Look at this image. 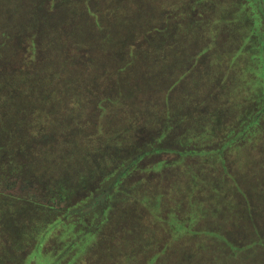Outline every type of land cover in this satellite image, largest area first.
Instances as JSON below:
<instances>
[{
  "label": "trees",
  "instance_id": "16d2710c",
  "mask_svg": "<svg viewBox=\"0 0 264 264\" xmlns=\"http://www.w3.org/2000/svg\"><path fill=\"white\" fill-rule=\"evenodd\" d=\"M87 1L74 0L72 6L68 5V9H81L91 27L103 33L105 45H109L106 41V36H109L108 26H116L124 31L120 42L125 38L129 40L135 37L134 45L128 47L126 44L121 48L116 45L119 52L114 55L116 59L112 63H105L108 67L92 83L95 89L109 92V103L121 111L123 118L120 115H109L106 126L109 135L101 143L98 141L81 146L75 142L77 147L68 152L69 156L71 153L75 155V161L67 158L68 161L52 168L47 165L45 157L36 159L43 147L33 139L31 133H26L24 127L22 132L29 152L21 150L18 143L8 146L5 134L1 135L0 264H32L34 250L42 241L54 244L55 238L64 234L73 237L67 246H78V242L84 246L83 241L87 244L88 239L96 238L94 236L104 224H119L120 220L133 225L132 229H135L132 244L123 243L124 247L135 249L141 246V242L146 244L152 240V237L145 240L139 235H147L139 231L140 224L145 225L143 221L146 220L140 217V213L148 215L149 219L156 218L154 211L163 206L165 196L157 194L155 198L149 197L147 200L146 196L143 198L135 193L136 184L128 185L135 175L163 170L164 162L146 165L149 158L162 154L176 156V161L183 154L184 162L202 160L196 163L198 166L184 163V177L190 178L187 179L189 187L184 188L182 194H187L190 196L188 199L194 200L190 208L198 203V198L194 199L196 192L193 190L198 191L201 184H212L207 182L206 177L209 176L203 172L204 161L210 163H207L209 167H215V177L220 179V183L228 178L231 183V188L228 187L230 191L236 198L243 199V204L235 206L239 212L232 214L236 218L232 224L249 235L246 241L228 237L221 229L196 232L185 227L184 235L189 239L200 235L217 239L218 247L230 254L232 264L234 261L235 264H263L264 219L261 220V217H264V172H258L255 179L249 180V171H264V0H179L175 11L172 7L175 8L176 5L169 6V0H159L165 5L160 17L149 14L140 21L135 18L133 20L130 13H126L119 17L113 16L106 23L101 14H96L97 9L94 7L100 0H91L92 4ZM154 1L108 0L113 10L132 7L135 12H138L140 3L153 6ZM171 3L175 4L176 0ZM56 4L59 5L58 1ZM60 5L63 6L64 3ZM60 8L64 9L66 6ZM25 43L33 45L30 40ZM96 43L100 44V41ZM132 55L134 62L145 61L134 65V73L131 72L130 58L126 59V56ZM114 62L115 71L108 72L107 69ZM86 72L87 69H83L81 73ZM72 83L75 84V81ZM115 94L120 100L117 97L110 99ZM1 100L0 98V102ZM0 108L1 126L10 121L18 122L22 117L18 118L16 114L26 111L23 106L21 109L20 106L16 107L9 121L8 116L5 118L3 113L7 111L6 105L3 104ZM44 135L41 134L40 137ZM47 151L46 154L51 156L49 161H55L56 158L50 153L51 149L48 148ZM45 152L41 151L43 154ZM232 155L239 156L243 162L242 168L246 174L244 183L253 194V206L250 205L251 199L247 198L249 192L237 181H233L228 173L229 157ZM260 155H263V160L259 159ZM59 156L63 159L65 155ZM249 156H253L252 162L246 161V158L250 159ZM122 160L126 161V165L119 168L118 161ZM114 164L117 169H113ZM53 169H57L58 173L53 172ZM104 174H108L107 180L99 183L101 187L115 175L108 181L107 187L99 191L98 179ZM45 178L48 188L47 193L42 194L38 189ZM23 181L28 187L24 193V190L18 189ZM177 184L181 182H176L172 192ZM55 186L60 189L57 194ZM82 186L93 190L89 194H98L96 198L100 202L93 204L95 198L88 205L84 202L77 204L74 207L79 209L70 214L71 207L68 204L72 200L71 196ZM211 192L217 193L216 190ZM150 194L152 196V191ZM39 195L44 202H39ZM57 197L62 205L67 201L68 206L64 210L66 214L58 221H44L45 217L57 215L64 209L58 207ZM216 200L220 204L223 202L221 196ZM145 201H152L153 204H146ZM123 202L128 204L127 208L124 207L122 214L119 211L121 216L115 221L114 215L118 212L116 205ZM97 209L101 212L100 219L91 227L77 229L71 235V230L78 223L74 224L69 216H78L80 221ZM255 215L260 220L255 219ZM58 223L68 229L60 233L53 231ZM149 231L151 235L155 234L151 227ZM102 241L108 245L104 257L108 259L106 264H118L113 250L120 251L121 245H112L109 238ZM182 242L185 244L184 239ZM86 244L84 249L75 247L76 251L72 250L58 264H79L78 260H81L80 264L85 262L89 257L85 253L91 247ZM162 251L165 252L164 249ZM186 253L187 250L184 249L185 257ZM50 255L51 252L38 254V261L34 264H54ZM157 256L154 253L148 260L153 262Z\"/></svg>",
  "mask_w": 264,
  "mask_h": 264
},
{
  "label": "rangeland",
  "instance_id": "374dc122",
  "mask_svg": "<svg viewBox=\"0 0 264 264\" xmlns=\"http://www.w3.org/2000/svg\"><path fill=\"white\" fill-rule=\"evenodd\" d=\"M57 1L59 5L56 4ZM172 1L174 0L167 2L170 4L169 6L176 5L179 0H176L175 4H172ZM73 2L74 0H0V98L2 99L0 107L3 104L6 105L7 111L3 113L5 118L8 116L9 121L13 117V109L16 107L20 106L19 109H21L23 106L26 110L25 113L19 112L16 114V117H22L18 121L19 124L10 121V123L1 126L2 121L0 119V137L5 134L8 146L18 143L21 145V150L29 152L25 134L22 132V127H24L23 129L27 130L26 133H31L33 139L43 147L42 152H48L47 149H51L50 153H52L53 158H56L55 161L50 162L49 158L51 156L46 152L43 154L40 151L36 157V159L45 157L47 165L51 168L58 167V163L68 161L67 158H70V161H75V155L71 153L69 156L68 152L77 147L76 143L81 146L87 143V145L95 144L98 141L101 143L108 134L106 126L109 115H120L123 118L121 111L109 103L107 99L109 92L95 89L92 83L108 67L104 64L112 63L116 59L114 55L119 54L117 46L121 48L128 44L129 47L134 45L135 42V37L129 40L125 38L120 42L124 31L116 26H108L109 36H106V41L109 42V45H105L104 39L102 40L103 33L97 32L91 27V23L81 13V9H68V5L72 6ZM60 3H64V5H60ZM87 3L92 4L93 2L88 0ZM95 5L96 14H101L104 23L112 20L113 16L119 17L126 13H130L133 20L135 18V20L139 19L140 21H143V16L149 14L160 17L163 12L161 9L165 6L159 0H155L153 6L140 3L138 12H135L132 7L126 10H123L124 7L113 10L112 4L108 0H100V3ZM65 6L64 9L60 8ZM176 7L177 5L175 8L172 7L173 11L176 10ZM26 40L27 42L28 40L32 41L33 45L28 46L29 44L25 43ZM98 40L100 44L96 43ZM126 59L130 60L131 72L133 73L136 65L145 62L142 60L134 62L133 55L131 57L126 56ZM85 65L87 66L85 67ZM83 69H87L85 74L81 73ZM115 69L116 63L114 62L107 71H115ZM72 81H75V84ZM115 97L120 100L116 94L110 96V99L114 100ZM121 104H123V101H121ZM16 131L18 132L16 133ZM41 134L45 135L40 137ZM146 150H148V147H146ZM59 154L65 155L64 158L61 159ZM262 156H258L260 160H263ZM229 158L228 173L233 181H237L245 191L249 192L247 198L251 199L249 200L250 205L253 206V194L246 188L244 183L246 174L242 168L243 162H241L239 156L232 155ZM249 158H246V161L252 162L253 156H249ZM156 162H164L163 170L135 175L130 179L128 185L136 184L135 193L140 194V197L143 196V198L146 196L147 200L149 197L155 198L157 194H164L165 196L163 197V206L156 208L154 211L156 218L149 219L148 215L145 216V214L140 213V216L138 214L141 218L146 219L143 221L145 225L140 224L139 231L147 234L146 236L142 233L139 235L145 240L152 237V240L146 244L141 242L139 248L124 247L123 243L132 244L134 240L133 232L135 229H132L133 225L124 220H120L119 224H104L98 234L94 236L96 238L88 239V247H91L85 254L89 257L82 264H106L108 262V259L104 258L108 245L103 244L102 241L106 238L110 239L112 245H121L120 248L122 249L120 251L113 250V255H116L115 262L118 264H148V262L151 264H232V258H229L230 254L227 250L218 247L217 239L204 235L189 239L184 235L185 227L196 232L221 229L223 234L228 237L246 241L249 235L235 227V224H232L233 219H236L232 217V214L236 211L239 212L235 206L243 204V199L236 198L230 191L228 187L231 186V183H229L228 178L224 177V182L220 183V179L218 180L215 177V167H209L210 163L204 161L203 172L209 176L206 177L207 182L212 184L207 186L201 184L198 187L199 190L194 195V199L198 198L196 199L198 203L193 204L194 208H190L191 202L194 200L188 199L190 196L182 193L184 192V184H187L188 181L184 177V163L191 165L193 162L181 163L176 161V156L162 154L154 155L152 159L149 158L146 165L155 164ZM114 165L113 169H117L126 165V161H118V167L116 164ZM51 168L49 172H51ZM54 171L58 173L57 169H53ZM258 172L263 174L264 171L263 169L249 171V180L255 179L259 174ZM104 175L98 179L97 188L99 191L107 187L108 181L115 174L105 183V186L101 187L99 183H104L103 181L107 180L106 175L108 174ZM46 179H43L39 186L40 189H38L42 194L47 193L48 183ZM24 181L18 185V189L24 190L23 193L28 188ZM178 181L181 184H177L172 192V187ZM51 187L53 188L54 185ZM54 189L56 194L59 193V188L55 186ZM211 190H216L217 193H213ZM77 191L71 196L72 200L68 204L71 207L70 214L73 210L79 209L74 207L75 205L83 202L88 205L98 196L96 193L89 194L93 190L88 187L82 186ZM220 196L223 198L221 204L216 200V198L220 199ZM41 199L42 196L39 195V202H44ZM139 199L143 200L142 198ZM56 200L58 207H64V209L57 215L45 217L44 221H50L49 223L52 220L58 221L66 214L64 210L68 206L67 201H64L65 203L62 205L58 197ZM98 202L100 201L96 198L93 204ZM145 202L146 204H153L152 201L150 203ZM102 205L104 206V203ZM127 205L125 202L116 205L118 212L117 215H114L115 221H118L119 216H121L119 211L121 214L124 213L122 210H124V207L127 208ZM99 209L91 215L84 216L80 221H78V216H69L74 224L78 223V226L71 230V235L77 229H87L99 220L101 213ZM229 214H231V217ZM65 217L68 216L65 215ZM248 217L246 215L247 219H249ZM255 219L260 220L259 216H256ZM262 219L264 217H261ZM149 227L155 231V234L151 235ZM65 229L68 228H63L58 223L53 231L60 233ZM72 238L70 234H64L57 236L54 244H50L51 242L47 240L42 241L38 248L34 250V255L32 254V264L38 261L36 258L38 254L44 252H51V259L55 261L54 264H58L59 260L66 259L72 250L73 252L76 251L74 250L75 247L78 249L85 248L86 243L84 241V246L80 242L77 243L78 246H74V244L67 246ZM183 239L185 244L182 242ZM167 240H170V242ZM165 245L166 248H163ZM161 249H164L165 252H161ZM184 249L187 250L186 256H189L188 258L184 256ZM154 253L158 256L155 257L153 262L150 259L149 261L148 258ZM80 261L77 262L80 264ZM235 263L236 261L233 262V264Z\"/></svg>",
  "mask_w": 264,
  "mask_h": 264
},
{
  "label": "crops",
  "instance_id": "0c3cea01",
  "mask_svg": "<svg viewBox=\"0 0 264 264\" xmlns=\"http://www.w3.org/2000/svg\"><path fill=\"white\" fill-rule=\"evenodd\" d=\"M176 160H177V158H176ZM179 162H181V163H184V154L183 155H181V157H180V160H178ZM189 161V160H188ZM190 161H192L193 162V165H196V166H198L196 163L197 162H199V161H202V160H190ZM192 165V166H193ZM184 168H186V167H184ZM192 169H194V167H192ZM185 170V169H184ZM185 176V175H184ZM190 178V177H189ZM188 178V176H186V179H189ZM189 187V183L188 184H184V188H188ZM189 191V190H188ZM187 191V192H188ZM193 192H196L195 190H193Z\"/></svg>",
  "mask_w": 264,
  "mask_h": 264
}]
</instances>
